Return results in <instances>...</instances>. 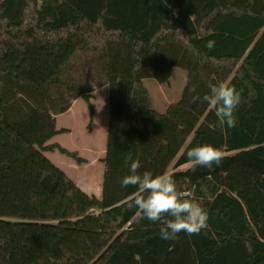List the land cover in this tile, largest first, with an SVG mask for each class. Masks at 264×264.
<instances>
[{"label":"trees","instance_id":"obj_1","mask_svg":"<svg viewBox=\"0 0 264 264\" xmlns=\"http://www.w3.org/2000/svg\"><path fill=\"white\" fill-rule=\"evenodd\" d=\"M174 69L187 83L157 113L143 82L168 85ZM221 81L241 92L234 127L193 101ZM105 87L96 197L44 154L85 164L48 143L67 133L57 116L81 99L92 117ZM204 143L220 166L179 171ZM129 153L141 173L194 190L208 227L171 241L159 222L136 223L135 189L121 186ZM0 264H264V0H0Z\"/></svg>","mask_w":264,"mask_h":264},{"label":"clouds","instance_id":"obj_2","mask_svg":"<svg viewBox=\"0 0 264 264\" xmlns=\"http://www.w3.org/2000/svg\"><path fill=\"white\" fill-rule=\"evenodd\" d=\"M215 42L208 41L207 49L214 48ZM187 83V78H186ZM208 93L194 95L193 101L206 103L210 110L215 111L219 122L227 127L236 125V110L242 101L241 92L230 82L221 81L218 84H209ZM191 92H196L193 85ZM188 167L212 168L220 166L224 153L218 147L204 143L191 147L186 151ZM128 175L122 178L121 186L135 189L126 201L129 209H136L135 222L147 219L159 222V236L164 240L174 241L178 234L184 232L189 236L199 234L208 227L209 213L202 206L195 195V191L180 190L174 179V173L164 171L153 174L150 170L140 172V162L129 153Z\"/></svg>","mask_w":264,"mask_h":264},{"label":"rangeland","instance_id":"obj_3","mask_svg":"<svg viewBox=\"0 0 264 264\" xmlns=\"http://www.w3.org/2000/svg\"><path fill=\"white\" fill-rule=\"evenodd\" d=\"M186 78L184 71L174 69L168 85H160L152 79L145 80L143 86L149 92L152 109L164 113L167 106L175 105ZM92 97V117L86 103L81 99L76 100L65 114L56 117V129L66 130L67 133L56 136L48 143L76 152L80 159L85 160V164L78 166L58 152L45 153L44 156L85 193L100 197L104 174L102 160L105 157L109 120L108 89L95 90ZM187 168L183 166L179 171Z\"/></svg>","mask_w":264,"mask_h":264},{"label":"crops","instance_id":"obj_4","mask_svg":"<svg viewBox=\"0 0 264 264\" xmlns=\"http://www.w3.org/2000/svg\"><path fill=\"white\" fill-rule=\"evenodd\" d=\"M107 89H108V88H107ZM97 91H98V90H97ZM175 101H176V100H174L173 102H175ZM74 102H75V101H74ZM72 104H73V103H72ZM172 104H173V103H172ZM169 106H170V105H169ZM167 107H168V106H167ZM167 107H166V108H167ZM165 110H166V109H165Z\"/></svg>","mask_w":264,"mask_h":264}]
</instances>
